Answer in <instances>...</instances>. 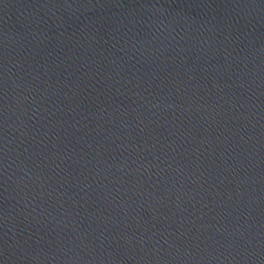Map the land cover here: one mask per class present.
I'll use <instances>...</instances> for the list:
<instances>
[{"label": "water", "instance_id": "water-1", "mask_svg": "<svg viewBox=\"0 0 264 264\" xmlns=\"http://www.w3.org/2000/svg\"><path fill=\"white\" fill-rule=\"evenodd\" d=\"M0 264H264V0H0Z\"/></svg>", "mask_w": 264, "mask_h": 264}]
</instances>
